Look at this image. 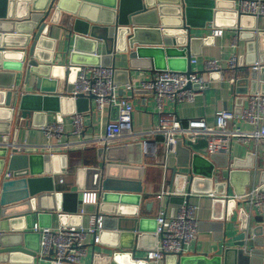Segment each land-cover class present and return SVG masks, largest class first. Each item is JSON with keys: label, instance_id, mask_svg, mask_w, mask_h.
<instances>
[{"label": "water", "instance_id": "obj_1", "mask_svg": "<svg viewBox=\"0 0 264 264\" xmlns=\"http://www.w3.org/2000/svg\"><path fill=\"white\" fill-rule=\"evenodd\" d=\"M0 10V264H35L39 247L30 248L28 239L31 235L39 239L40 235L25 230L33 227L34 216L41 221L39 227L50 228L51 223H42V219L53 214L59 215L61 226L77 227L81 226L84 215L102 216L100 242L92 245L91 264H158L140 255L156 249V219L140 217L139 213L142 183L139 182L135 191L138 195L127 194L124 179L115 171L131 167L121 163L118 157L109 156L112 149L101 148L99 158L103 164L92 169L69 168L68 153L21 154L3 145L12 144L9 142L17 137L20 124H26L33 116L56 112L57 122L62 123L65 115L81 111L78 110L81 102L94 100V97L77 100L70 97L81 66L115 67L118 57L126 55L130 66L127 75L131 69L138 68L190 72L191 58L198 55L193 46L203 42L193 36V30L204 28L207 23L220 27V17L224 14L231 18L229 28L238 24L249 28V32L241 33V36L247 34L248 43L245 61L240 58L238 68L252 69L247 78L251 80V93L258 91L259 81L260 91L264 93V31L258 34L253 31L256 18L240 15L236 0H0ZM248 19L251 26L245 27ZM53 26L63 30V42L67 44L68 56L63 65H54L53 56L42 57L47 44L58 42L48 37ZM210 40L206 38L204 43ZM99 49L105 54L99 55ZM258 61L261 68L255 70L252 66ZM139 62H144L143 66ZM31 79L35 89L25 91ZM65 80V91L58 93L59 82ZM36 126L44 127L46 122ZM187 144L189 148L179 142L176 155L190 166V172L175 175V182L187 184L192 193L217 194L220 187L227 191L230 185L236 187L238 177H242L235 194H246L253 179L252 153L247 156L252 163L240 160L232 163L224 154V158L228 157L226 163L218 165L219 155L210 158L201 155L208 149L206 139ZM135 146L141 151V144ZM58 161L60 168H56ZM229 167L228 177L220 173V168ZM240 167L249 171H240ZM67 169L77 177L84 173L93 178L77 192L56 193L53 176ZM7 172L12 173L11 179L5 178ZM258 183L264 192V172ZM85 193H95L96 204H83ZM47 199L52 204L44 208L42 203ZM241 203L245 204L237 200L213 202L225 207L227 221H231L235 211L239 212L241 232L232 238L231 247L210 257L197 253L168 256L165 263L264 264V219L257 214L249 217V207H242ZM129 206L135 208L131 213L127 211ZM75 217L80 221L70 222ZM148 240L153 241L152 245H145Z\"/></svg>", "mask_w": 264, "mask_h": 264}, {"label": "crops", "instance_id": "obj_2", "mask_svg": "<svg viewBox=\"0 0 264 264\" xmlns=\"http://www.w3.org/2000/svg\"><path fill=\"white\" fill-rule=\"evenodd\" d=\"M238 7L236 0V9ZM0 13L2 11L0 10ZM219 22L220 27H215L213 23H207L204 28H199L193 30V36L196 38L203 39L202 43L193 46L194 51L198 54L193 56L191 59H197L198 63L193 65V67L199 71L204 70V61L205 60H219L224 64V70L221 76L218 73L210 74V87L206 91L205 95H201L196 98L193 103H182L176 107L172 105L171 110H175L178 116L186 121L192 118H204L208 125L214 126L216 120V113L222 108H227L229 110L240 111L242 108L247 106L245 97L248 93H251V80L250 78L247 81V78L250 77V70L252 69H239L234 72L227 68V63L231 57L236 54L238 59L246 58V46L248 40L245 39L246 35L241 33L249 32V28H241L238 24L236 28H229L228 21L231 18L227 14L220 17ZM257 20V19H256ZM251 20L244 22L245 27L251 26ZM215 30H223V35L220 37L213 36ZM256 34L259 31H264V23L260 20H257V26L253 30ZM63 30L58 27L53 26L52 31L48 35L50 39H55L58 42L53 45L47 44L48 47L43 48L44 52L42 54L43 59L53 58L54 65L66 63V58L68 56L67 44L63 42ZM237 38L238 47H233V41ZM206 38L211 40L208 43H204ZM100 54L104 55V51L99 49ZM38 62L33 61V64ZM153 64V61H151ZM256 63H259L256 62ZM141 66L144 62H139ZM260 64V63H259ZM254 66V65H253ZM252 66V67H253ZM83 67V66H81ZM111 67V66H110ZM113 67V66H112ZM129 59L126 55L119 56L116 62L115 67V81L119 86V94L123 97L129 98L134 105V128L136 131H146L154 127L158 123V113L156 108V103L152 95L149 93L137 90L136 92H128L124 89V85L127 83V80L130 79H147L153 69L138 68L131 69L129 74H126V70L129 68ZM239 67V61H238ZM237 72L238 80L231 82V79H234ZM33 80V81H32ZM246 80V81H245ZM240 81V82H239ZM34 79H31L30 84H28L24 90L25 91H34L33 83ZM261 81L258 82V91H260ZM67 85V80L60 81L58 84V93H63ZM77 107V106H76ZM77 109V108H76ZM96 103L95 101H83L78 105V110H81L78 113L84 114V124L85 129L81 137L74 136L71 134L72 130V115H65L63 117L62 123L57 121L56 112H48L47 115L42 116H33L30 118L26 124L22 122L20 124V130L13 140L9 143H19L27 145H41V146H53L59 143L55 138L48 139L43 131V127H38L41 123L46 122V126L52 124H62L66 132L63 142L67 141H77L79 139H90L96 135L103 133L106 126L111 120L116 119L117 110L115 108H105L102 115L95 112ZM44 126V127H46ZM231 127L241 128L244 130H252L253 126L247 124L243 121L232 122ZM135 143L133 142H124L120 144H115L109 146L107 149H112L113 151L109 154L111 157H118L121 159V163L129 165V169H120L116 170L115 174L122 177L125 181L126 189L128 190L129 195H138L135 191L138 189L139 182L142 183V193H141V203L139 206L140 217L146 219H156L158 211L160 209V204L154 200V196L159 192L162 181H163V171H162V153H159L160 162L155 163L152 159H145L142 155V152L139 148H134ZM101 147H89V148H75L71 150H66L60 147L46 149L42 148L40 151H37V154L42 155H53V154H64L68 153V167H83V168H92L97 169L102 166V161L99 158V150ZM142 150V148H141ZM21 154H31L34 153L32 150H22L18 151ZM252 153L254 156V167L250 169L251 175L253 177L252 184L247 188V191H250L253 187L259 185L260 175L264 172V142L260 144L257 148L254 139H251L249 142H243L238 138H233L229 151L225 154L228 155L229 159L231 158L232 163L234 160H240L241 163H252L248 160V154ZM227 157V158H228ZM227 158L219 155L217 157V164L224 165ZM252 161V159H251ZM245 167V166H244ZM240 167V171H249L248 168ZM56 168H60V163L56 164ZM168 176L166 180V185L168 190L177 191L180 193L179 196H172L164 201V210L168 217H171L177 213L178 208L181 205V199L184 197L181 196L183 193H190V187L187 184L180 182H175V175H184L190 172V166L187 167L184 159L182 157H177V155H171L168 163ZM220 173H223L228 177L231 172L229 168H220ZM176 173V174H175ZM93 178V175L85 176L82 173L79 177L72 171L67 169L62 174L53 176V182L55 186L56 193L61 192H77L80 187H84L86 182L90 181V178ZM174 181V182H173ZM216 183H219V179L215 180ZM242 183V177H238V181L235 183L238 188ZM235 186L230 185L229 190L225 187H220L218 193L214 194L216 199H221L225 201L234 200L233 197L235 194ZM182 188L184 190L181 192ZM214 191V185H213ZM213 193V192H212ZM203 195V196H200ZM209 194L203 193H193V196L190 198V202L198 206L197 217L199 220V231L197 234V239L186 247L185 256H190L191 254L198 255H207L208 257L213 255H220L225 248L232 246V238L239 235L240 224H239V212L235 211L231 217V221L225 219L226 209L221 207V205H214L213 202L215 199H212L208 196ZM229 196V198H228ZM131 197V196H129ZM240 202V201H237ZM50 200H45L42 203L44 208L51 206ZM246 204L241 203V206ZM129 210L128 213H131L135 210L133 206L127 207ZM258 216H261L264 219V211L257 212ZM91 215H84L81 219L83 226H87L89 223ZM224 217V219H223ZM80 220L72 218L70 222H79ZM41 221L37 216L33 217L31 229H26L25 232L32 233L35 225H38ZM42 223H51V228H58L61 226V221L58 214H53L50 218H43ZM17 227H21L20 224H16ZM35 233V232H34ZM40 238L38 239L35 236H30L28 239V246L30 248H40ZM153 241L148 240L145 242V245H152ZM39 244V245H38ZM96 251H99V247H95ZM94 247L91 245L88 248L87 254L82 258L80 264H91L93 257ZM148 251L141 252V257H145ZM35 264H52L48 259L41 258L40 256L35 259ZM158 264H166L165 260L160 261Z\"/></svg>", "mask_w": 264, "mask_h": 264}, {"label": "built area", "instance_id": "obj_3", "mask_svg": "<svg viewBox=\"0 0 264 264\" xmlns=\"http://www.w3.org/2000/svg\"><path fill=\"white\" fill-rule=\"evenodd\" d=\"M237 11L240 15L255 17L264 23V0H237ZM223 30H215L213 36L220 37ZM237 38L233 47H238ZM238 55L234 54L227 63V68L236 71L238 68ZM197 59H191L190 72L173 71L170 69L152 71L147 79H130L124 89L128 92L142 90L153 96L158 123L149 130L136 131L134 128V105L129 98L119 94V86L115 81V69L110 66H83L77 73L76 80L70 97L77 100L79 97L89 99L94 97L95 112L102 115L105 108H117V117L111 120L103 133L90 139L63 142L66 132L62 124H52L42 128L48 139L55 138L59 141L53 146L27 145L25 143H12L3 146L12 149L32 150L34 153L42 148H75L106 147L124 142L141 144V152L145 159L160 162L159 153H162L163 181L154 200L160 204L156 217V249L148 251V261L159 263L168 256H181L186 252V247L197 239L199 220L197 217L198 206L190 202L193 193H183V202L177 213L168 217L164 210V201L172 196H179L178 191L167 189L168 163L171 155L177 154L179 142L188 147V142L198 143L206 139L209 143L206 153H199L205 158L213 155H224L229 151L233 138L243 142L254 139L257 148L264 142V93L256 91L248 93L245 97L247 106L240 111L222 108L216 113L215 125H208L204 118L182 120L177 112L170 107L182 103H193L196 98L205 95L210 87V74L224 70V64L219 60H205L204 70L199 71L193 67ZM260 70L261 65L256 63L253 67ZM238 80L237 72L231 82ZM190 85V86H189ZM71 134L81 137L84 133V114L76 112L71 116ZM243 121L253 126L252 130L231 127V123ZM6 179L12 178V173L7 172ZM263 186H255L243 196H235L234 200L244 201L249 207L248 216L264 211ZM203 196V195H200ZM216 199L214 193L208 195ZM229 198V196H228ZM83 204H96L95 193H85ZM83 211L81 210V213ZM102 230V216L91 215L87 226H60L58 228H42L35 225L33 231L40 235L39 256L48 259L52 264H80L87 254L88 248L100 242L99 232Z\"/></svg>", "mask_w": 264, "mask_h": 264}]
</instances>
